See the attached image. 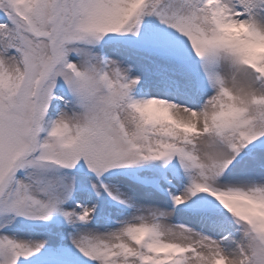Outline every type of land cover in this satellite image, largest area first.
<instances>
[{"label":"snow or ice","instance_id":"obj_1","mask_svg":"<svg viewBox=\"0 0 264 264\" xmlns=\"http://www.w3.org/2000/svg\"><path fill=\"white\" fill-rule=\"evenodd\" d=\"M77 262L264 264V0H0V264Z\"/></svg>","mask_w":264,"mask_h":264},{"label":"rangeland","instance_id":"obj_2","mask_svg":"<svg viewBox=\"0 0 264 264\" xmlns=\"http://www.w3.org/2000/svg\"><path fill=\"white\" fill-rule=\"evenodd\" d=\"M169 190H171V189H169ZM83 202V201H82ZM20 219H22V218H20ZM34 221H32V222H30V221H25L24 223H25V226H26V230H27V228L28 227H30V226H32V225H34V224H38V223H40V222H36V223H33ZM173 222L174 223H177V222H185V219L182 217V216H180L179 214H177L176 216H174L173 217ZM77 264H78V262H77Z\"/></svg>","mask_w":264,"mask_h":264}]
</instances>
